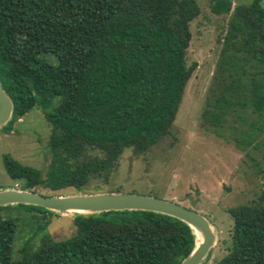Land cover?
<instances>
[{"label":"trees","instance_id":"16d2710c","mask_svg":"<svg viewBox=\"0 0 264 264\" xmlns=\"http://www.w3.org/2000/svg\"><path fill=\"white\" fill-rule=\"evenodd\" d=\"M210 10L229 19L201 118L213 128L246 113L264 123L261 0L235 7L231 0H211ZM199 15L196 0H0V84L13 103L1 129L11 132L37 108L51 127L45 174L3 156L16 188L85 193L92 181L109 182L125 150L144 155L166 137L197 67L186 57L190 24ZM253 140L249 133L242 142ZM227 213L232 228L215 264H264V190ZM20 220L0 215V264H181L198 242L186 223L160 213L76 214L70 239H41L35 251L13 261Z\"/></svg>","mask_w":264,"mask_h":264},{"label":"rangeland","instance_id":"374dc122","mask_svg":"<svg viewBox=\"0 0 264 264\" xmlns=\"http://www.w3.org/2000/svg\"><path fill=\"white\" fill-rule=\"evenodd\" d=\"M253 1L231 0L233 7ZM196 2L200 15L190 24L192 39L186 60L188 66L196 63L197 67L185 87L169 134L144 155L136 156L125 150L108 183L92 181L85 193L73 189L52 192L42 187H37L36 192L46 196L113 193L148 196L199 212L209 220L216 236L207 263L215 264L225 255L220 243L232 228L227 210L251 204L264 190V123H259L252 113L244 114L243 119L231 115L222 128L203 122L201 113L217 81L222 49L219 40L227 31L229 17L213 15L211 0ZM261 6L264 10V0ZM50 132L51 127L38 108L18 120L11 132L0 129V191L8 187L17 189L4 171V155L45 174L50 163L47 148ZM249 133L254 140L248 145L242 140ZM0 215L21 218L12 243L13 261H21L24 255L35 251L41 239L60 242L75 234V213L41 215L11 205ZM44 221H48V226L40 230L38 226Z\"/></svg>","mask_w":264,"mask_h":264},{"label":"water","instance_id":"95a60500","mask_svg":"<svg viewBox=\"0 0 264 264\" xmlns=\"http://www.w3.org/2000/svg\"><path fill=\"white\" fill-rule=\"evenodd\" d=\"M12 112L13 103L0 84V129L9 122ZM19 204L41 207L61 215L128 210L155 212L176 218L192 228L196 237L200 236L196 248L181 264H201L215 246V235L206 217L176 203L154 197L117 193L45 196L19 189L0 191V207Z\"/></svg>","mask_w":264,"mask_h":264},{"label":"bare ground","instance_id":"6f19581e","mask_svg":"<svg viewBox=\"0 0 264 264\" xmlns=\"http://www.w3.org/2000/svg\"><path fill=\"white\" fill-rule=\"evenodd\" d=\"M197 240H198V242L200 241V236L199 235L197 236Z\"/></svg>","mask_w":264,"mask_h":264}]
</instances>
